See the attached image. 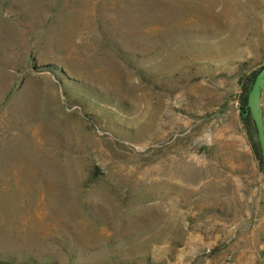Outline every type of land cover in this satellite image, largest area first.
<instances>
[{
  "label": "rangeland",
  "instance_id": "1",
  "mask_svg": "<svg viewBox=\"0 0 264 264\" xmlns=\"http://www.w3.org/2000/svg\"><path fill=\"white\" fill-rule=\"evenodd\" d=\"M263 67L264 0H0V264H264Z\"/></svg>",
  "mask_w": 264,
  "mask_h": 264
},
{
  "label": "water",
  "instance_id": "2",
  "mask_svg": "<svg viewBox=\"0 0 264 264\" xmlns=\"http://www.w3.org/2000/svg\"><path fill=\"white\" fill-rule=\"evenodd\" d=\"M263 82H264V67L257 73L252 89L248 94L247 108L257 124L258 132H259L260 139L263 145V153H264V134L261 128V119H260V114L258 111V104H257L258 96H259L260 89L262 87Z\"/></svg>",
  "mask_w": 264,
  "mask_h": 264
},
{
  "label": "trees",
  "instance_id": "3",
  "mask_svg": "<svg viewBox=\"0 0 264 264\" xmlns=\"http://www.w3.org/2000/svg\"><path fill=\"white\" fill-rule=\"evenodd\" d=\"M247 98H246V101L244 103V109L249 113L248 108H247ZM259 148H260V150H259L260 151V158H261L262 162H264V158H263V155H262V152H261V147H259Z\"/></svg>",
  "mask_w": 264,
  "mask_h": 264
}]
</instances>
